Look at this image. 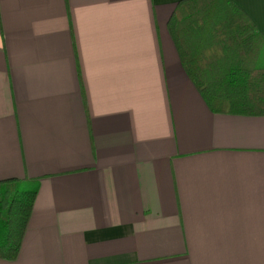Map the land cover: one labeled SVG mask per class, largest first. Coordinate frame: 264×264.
<instances>
[{
	"label": "crops",
	"instance_id": "1",
	"mask_svg": "<svg viewBox=\"0 0 264 264\" xmlns=\"http://www.w3.org/2000/svg\"><path fill=\"white\" fill-rule=\"evenodd\" d=\"M182 1L0 0V182L38 184L0 264H264V117L210 112Z\"/></svg>",
	"mask_w": 264,
	"mask_h": 264
},
{
	"label": "trees",
	"instance_id": "2",
	"mask_svg": "<svg viewBox=\"0 0 264 264\" xmlns=\"http://www.w3.org/2000/svg\"><path fill=\"white\" fill-rule=\"evenodd\" d=\"M168 32L181 67L213 114L264 117V41L230 0H184ZM37 181L0 182V260L14 261Z\"/></svg>",
	"mask_w": 264,
	"mask_h": 264
}]
</instances>
